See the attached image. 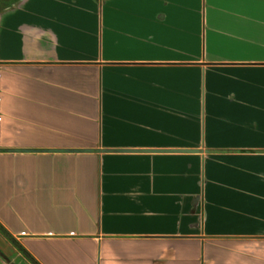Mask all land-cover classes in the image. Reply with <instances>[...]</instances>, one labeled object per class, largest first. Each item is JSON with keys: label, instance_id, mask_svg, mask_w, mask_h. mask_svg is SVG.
<instances>
[{"label": "crops", "instance_id": "crops-1", "mask_svg": "<svg viewBox=\"0 0 264 264\" xmlns=\"http://www.w3.org/2000/svg\"><path fill=\"white\" fill-rule=\"evenodd\" d=\"M0 223L38 264H264V0H0Z\"/></svg>", "mask_w": 264, "mask_h": 264}, {"label": "trees", "instance_id": "trees-1", "mask_svg": "<svg viewBox=\"0 0 264 264\" xmlns=\"http://www.w3.org/2000/svg\"><path fill=\"white\" fill-rule=\"evenodd\" d=\"M0 235L15 247L27 260H31L34 264H38L33 257L20 245L13 235L0 223Z\"/></svg>", "mask_w": 264, "mask_h": 264}, {"label": "water", "instance_id": "water-1", "mask_svg": "<svg viewBox=\"0 0 264 264\" xmlns=\"http://www.w3.org/2000/svg\"><path fill=\"white\" fill-rule=\"evenodd\" d=\"M150 152H165L164 150H149ZM179 152H191V151H179Z\"/></svg>", "mask_w": 264, "mask_h": 264}, {"label": "rangeland", "instance_id": "rangeland-1", "mask_svg": "<svg viewBox=\"0 0 264 264\" xmlns=\"http://www.w3.org/2000/svg\"><path fill=\"white\" fill-rule=\"evenodd\" d=\"M22 262H24L25 263V261L23 260Z\"/></svg>", "mask_w": 264, "mask_h": 264}]
</instances>
